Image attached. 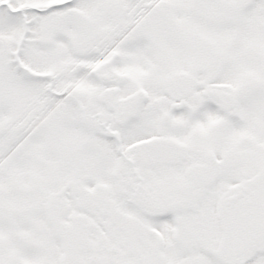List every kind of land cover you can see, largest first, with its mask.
<instances>
[{"label":"snow or ice","instance_id":"6c2138e0","mask_svg":"<svg viewBox=\"0 0 264 264\" xmlns=\"http://www.w3.org/2000/svg\"><path fill=\"white\" fill-rule=\"evenodd\" d=\"M0 264H264V0H0Z\"/></svg>","mask_w":264,"mask_h":264}]
</instances>
